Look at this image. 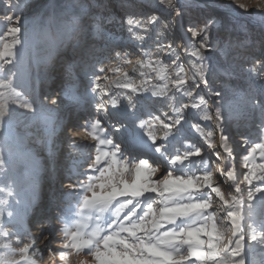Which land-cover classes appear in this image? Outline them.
<instances>
[{
    "label": "rangeland",
    "instance_id": "1",
    "mask_svg": "<svg viewBox=\"0 0 264 264\" xmlns=\"http://www.w3.org/2000/svg\"><path fill=\"white\" fill-rule=\"evenodd\" d=\"M159 4L0 0V53L4 44L19 41L14 56H0V217L6 208L20 212L35 205L46 216L59 212L63 228L52 234L59 264L77 257L92 263L106 244L123 251L121 240L157 244L169 234L175 241L167 250L184 257L176 264H264V179H246L264 165V11L242 9L236 0ZM122 6L141 12L139 22L115 21L110 9ZM254 6L264 7L259 0ZM132 21L139 26L135 33L149 39L146 47H112ZM189 28L201 35L192 38ZM201 42L207 49L192 56ZM79 69H91L97 79ZM139 110L147 112L127 116ZM74 115L81 123L89 118L85 163L78 166L63 151ZM144 157L154 167L139 171ZM57 158L60 166L53 164ZM157 169L163 176L152 178ZM132 187L141 194L121 195ZM149 201L147 227L134 237L127 229L140 223ZM174 207L183 211L152 227L162 209ZM132 208L135 215L126 220ZM230 213L239 214V225ZM189 232L202 243L187 242ZM193 248L198 258L189 256ZM39 253L33 248L14 261L0 250V264H44Z\"/></svg>",
    "mask_w": 264,
    "mask_h": 264
},
{
    "label": "bare ground",
    "instance_id": "2",
    "mask_svg": "<svg viewBox=\"0 0 264 264\" xmlns=\"http://www.w3.org/2000/svg\"><path fill=\"white\" fill-rule=\"evenodd\" d=\"M159 6L163 7L164 5L160 2ZM110 11L116 12V13H113L114 15H116L113 18L115 21L120 20V22H123V23L126 19L136 20L137 22H139L137 20V17L139 16V14H141V12L136 11L133 8H124L123 6L121 8L110 9ZM123 23H122V25H123ZM130 23H131V25H129V29L123 30L121 32V34L119 33V34L115 35V37H116L115 39H117V41L120 43L119 44L114 43L111 45L112 47L113 46L114 47L122 46L123 44H135V42H142V44H141L142 49H144L146 47L147 43L149 42V39H146V38L143 40L137 39L135 37L136 35H137V37H141V36L139 34H136L134 30L139 29V26L136 25L134 23V21H132ZM119 28H120V26L114 27L113 32H116ZM127 33L130 36L124 42L122 40V38H123V36H127L126 35ZM113 36H114V34H112V37ZM119 37H120V39H119ZM184 39H185V41L187 40L186 37H184ZM96 50H98V48H96ZM125 50H126V48L124 49L123 47L116 49V51H120L119 55L121 57L125 56ZM101 52H103V50L98 51L97 54H99ZM88 54H91V52H88ZM67 58H68L67 56L63 57V59L65 61ZM112 62H113V59H112ZM78 71L80 72V75L81 74L90 75L89 77H91L93 79H97L98 75L90 74V72L92 71L91 69L86 70V72H84L83 69H79ZM127 82H129V81H127ZM116 109H118V107ZM82 110L86 111L84 107ZM118 110H120V109H118ZM118 110H116V111H118ZM146 112L147 111H143V110L142 111L139 110V111L134 112V113L129 112L127 116H129L130 114H131V116L132 115L135 116L136 114H140V115L144 116L146 114ZM116 113L118 114V116L122 115V113H119V112H116ZM76 118H77V115H74L73 119L71 120L72 123H71V126L69 129L70 130L73 129V131H75V132L76 131H82L84 133V140L80 143L79 146L77 144L75 145V143H73V140H70V139L66 140L67 141V144L65 145L66 148H63L64 149L63 151H66L68 153L67 157L69 155H74V157H73L74 159H72L70 161V163L72 165L75 164L78 166V164L85 163L83 154H85L86 151L84 150V152H83V148L85 149V147L88 146L85 143V141H87L86 138H87V131L89 128V124H88L89 118H87V117L84 118L82 123L78 122ZM72 135L76 136L77 134H72ZM88 138H91V137H88ZM95 141H96L97 145H99V141L97 139ZM158 142H159V140L156 139V142H154V144H157ZM138 148H140L139 150H141L143 148L145 149L144 143H139ZM81 152H82V154H80ZM96 155H94V158L96 157ZM59 160H60V158L55 159L56 162H54L53 164L55 166H57V165L60 166L61 160L60 161ZM153 165L154 164L151 160H149L147 157H144L141 160V164L138 166L139 171L141 170V168H144L147 166L154 167ZM71 168H73V166H71L70 169ZM57 172H59V169ZM153 172H154V174L151 176L152 178H157V177L163 176V173H160L159 169L153 170ZM60 173L61 172H59L58 174H60ZM58 174H56V175H58ZM68 175H67V177H70ZM62 176H64V174ZM67 177L64 178V179H66L65 183L69 182V179H67ZM51 181L49 182L50 184L48 185V187H49L48 191L53 192L54 191L53 186H52L53 182H51ZM52 196H53V194H51V197ZM54 196H55V194H54ZM56 199L57 198L54 197V199L51 201L54 203V205H56V203H57L56 201L54 202V200H56ZM39 201H40V203L44 204L43 199L41 200L38 198V202ZM127 208H128V206L125 205L126 210H127ZM59 215H60L59 212H57V214H55V216H59ZM55 216H52V215L50 216L49 214L46 216L45 214H42L40 212V210H38L36 208V205L32 206V207H28V209H26V210L25 209L21 210L20 212H19V210L16 212L12 209L6 208L0 217V222H1L0 223V250L2 251V253L4 255L7 256V258L9 257V259L11 258L14 261H17V260L24 258V256L28 252H30L33 248H38L40 250H43V253H39L38 256L42 255L46 258L43 260L44 264H48L47 262L49 261V259H48L49 253L53 254V261H50V263L51 264H59V260H62V254L58 250L57 255L55 256V254L52 250L54 247L52 244V238H53L52 234H53V232H55V229L63 228V225L61 224V222H59L56 219ZM16 220H17V223L15 222ZM13 221L16 223V224L14 223L16 226L12 223ZM21 221L24 222V224ZM33 221L36 222L35 226L38 228L35 233L31 232ZM69 229H71V228L69 227L68 230ZM60 237H61V239H57V241H56L59 249L62 248L64 245V240H62V235ZM45 251H47V252H45ZM79 262H80V264H83V263L84 264H94V261L92 263H90L89 261H87V259H82Z\"/></svg>",
    "mask_w": 264,
    "mask_h": 264
},
{
    "label": "snow or ice",
    "instance_id": "3",
    "mask_svg": "<svg viewBox=\"0 0 264 264\" xmlns=\"http://www.w3.org/2000/svg\"><path fill=\"white\" fill-rule=\"evenodd\" d=\"M236 3L242 9H249L250 6H252L251 8H255L258 11H264V7L254 6L257 3V0H236ZM259 4L264 5V0H259ZM187 31L190 33L192 38H196L201 35V30L198 29L189 28ZM205 39H208V37L205 36ZM207 47V45L201 42L199 43L198 48L193 47L191 55L194 57L199 56L201 53L198 49H207ZM11 51L12 45L8 44V56L11 55ZM127 87L133 88V85L129 84ZM256 171H264V165H260L257 170L252 171L249 177H246L249 183H251L253 179H264V176H257ZM229 215L233 216L237 225H239V214L230 213ZM146 227V225L143 228L137 226L135 230H143ZM127 231L132 236H136V231H132L131 229H127ZM187 235L190 238L187 242L192 244L202 243L195 233L189 232ZM169 236L172 238H161L157 244H147L143 240H140L138 244H132L125 240H121L119 243L123 245V251L116 248H109L106 244L104 251L96 252L94 264H176L178 259L183 260L184 257H177L173 252L167 250L172 247L175 241V237L172 236V234H169ZM189 256L198 258L200 253L193 248L190 250Z\"/></svg>",
    "mask_w": 264,
    "mask_h": 264
},
{
    "label": "clouds",
    "instance_id": "4",
    "mask_svg": "<svg viewBox=\"0 0 264 264\" xmlns=\"http://www.w3.org/2000/svg\"><path fill=\"white\" fill-rule=\"evenodd\" d=\"M161 3H165L169 6H172L175 4V0H160ZM264 6V5H262ZM175 14L176 15H179L180 14V10L179 8H175ZM5 19H10V17H5ZM12 31H18V29H13ZM137 39H140V40H143L144 37H137ZM19 43V41H15L12 45V48H14L15 44ZM4 49L5 51L3 53H0V56H8V44H4ZM11 55L14 56V52L11 51ZM10 63V61H8ZM137 63H139V61H137ZM4 70V65L3 64H0V71H3ZM190 95V93H189ZM55 101H53L54 103ZM184 107H187V105H185ZM0 115H2V113H0ZM217 115H219V110H217ZM208 119H211V117H206ZM176 124H179L180 121L179 119L176 120L175 122ZM168 127V126H166ZM168 133L166 132L165 133V136L167 135ZM118 147V146H117ZM140 190L136 187H132L131 190H128V189H125L121 195H124V196H127V195H133V196H136V195H140ZM128 203H131V201H128ZM124 205L121 204L119 205V208L117 209L118 211L120 210V208H123ZM153 208V202L149 201L148 204H147V211H145L144 215L141 216L139 219H140V223H136L135 221L132 222V225L131 227H129L128 229H131L132 231H135L136 227L137 226H140V227H144L146 224H145V218L149 215V213L151 212ZM183 209L181 207H174V208H171V209H162L161 211V216H160V219L159 220H154L153 223H152V227H158L160 226V224L163 222V221H168L170 222L172 217H170L168 215V213H180L182 212ZM135 212H136V209L135 208H132L130 209V211L127 213V215L125 216V219L128 220L130 219L132 216L135 215ZM49 261H53V254L52 253H49V257H48ZM81 258L80 257H77L73 260V264H79V260Z\"/></svg>",
    "mask_w": 264,
    "mask_h": 264
},
{
    "label": "water",
    "instance_id": "5",
    "mask_svg": "<svg viewBox=\"0 0 264 264\" xmlns=\"http://www.w3.org/2000/svg\"><path fill=\"white\" fill-rule=\"evenodd\" d=\"M225 14H230V13H226V12H225ZM235 16H236L237 19H240V20L243 19V18H242L241 16H239V15H235Z\"/></svg>",
    "mask_w": 264,
    "mask_h": 264
}]
</instances>
